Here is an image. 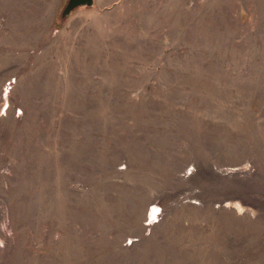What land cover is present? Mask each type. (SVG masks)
<instances>
[{"label":"rangeland","instance_id":"obj_1","mask_svg":"<svg viewBox=\"0 0 264 264\" xmlns=\"http://www.w3.org/2000/svg\"><path fill=\"white\" fill-rule=\"evenodd\" d=\"M0 0V264H264V0Z\"/></svg>","mask_w":264,"mask_h":264},{"label":"water","instance_id":"obj_2","mask_svg":"<svg viewBox=\"0 0 264 264\" xmlns=\"http://www.w3.org/2000/svg\"><path fill=\"white\" fill-rule=\"evenodd\" d=\"M94 0H67L61 11V17H66L69 13L78 6H92Z\"/></svg>","mask_w":264,"mask_h":264}]
</instances>
